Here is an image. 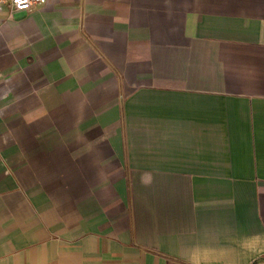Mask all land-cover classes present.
<instances>
[{"label": "crops", "instance_id": "crops-1", "mask_svg": "<svg viewBox=\"0 0 264 264\" xmlns=\"http://www.w3.org/2000/svg\"><path fill=\"white\" fill-rule=\"evenodd\" d=\"M0 264H264V0L1 10Z\"/></svg>", "mask_w": 264, "mask_h": 264}, {"label": "built area", "instance_id": "built-area-1", "mask_svg": "<svg viewBox=\"0 0 264 264\" xmlns=\"http://www.w3.org/2000/svg\"><path fill=\"white\" fill-rule=\"evenodd\" d=\"M47 0H0V11L7 10L14 11H31L36 6H41L46 3Z\"/></svg>", "mask_w": 264, "mask_h": 264}]
</instances>
